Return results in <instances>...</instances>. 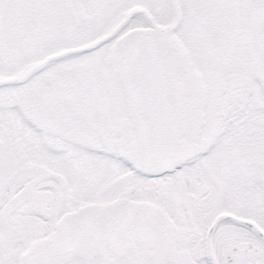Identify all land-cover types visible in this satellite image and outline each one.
Masks as SVG:
<instances>
[{
	"label": "snow or ice",
	"instance_id": "snow-or-ice-1",
	"mask_svg": "<svg viewBox=\"0 0 264 264\" xmlns=\"http://www.w3.org/2000/svg\"><path fill=\"white\" fill-rule=\"evenodd\" d=\"M0 264H264V0H0Z\"/></svg>",
	"mask_w": 264,
	"mask_h": 264
}]
</instances>
